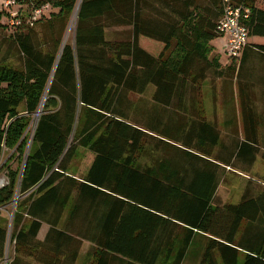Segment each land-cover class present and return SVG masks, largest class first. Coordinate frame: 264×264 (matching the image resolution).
<instances>
[{
	"label": "trees",
	"instance_id": "trees-1",
	"mask_svg": "<svg viewBox=\"0 0 264 264\" xmlns=\"http://www.w3.org/2000/svg\"><path fill=\"white\" fill-rule=\"evenodd\" d=\"M14 1L51 12L34 22L38 30L23 21L10 35L23 68L0 64V156L12 153L0 207L16 188L21 197L9 264H79L84 242L83 264H182L193 245L199 264H264V186L249 180L237 203L217 197L221 165L247 172L254 162L264 118L241 84L238 147L233 138L221 145L204 118L203 82L225 78L211 45L221 37L222 1ZM256 2L228 0L247 10L244 49L264 67V42L255 41L264 38V9ZM77 7L73 43L62 44ZM127 26L126 39H105V29ZM149 86L146 105L129 99ZM43 97L28 145L24 131ZM79 149L92 160L75 178L68 171ZM13 159L21 168L9 169ZM42 223L49 229L38 241ZM6 237L0 222V263Z\"/></svg>",
	"mask_w": 264,
	"mask_h": 264
},
{
	"label": "rangeland",
	"instance_id": "rangeland-1",
	"mask_svg": "<svg viewBox=\"0 0 264 264\" xmlns=\"http://www.w3.org/2000/svg\"><path fill=\"white\" fill-rule=\"evenodd\" d=\"M4 1L5 0H0V10L2 11L4 10V7L2 6ZM30 9L31 8L29 7V5H27L26 2H23V5H21V10L19 11V18L26 20L28 18ZM50 12L51 10L47 8V10L44 11V13L47 14L46 17L42 16V18L47 19L50 15ZM72 18L73 16L71 15L69 22H72ZM0 22L1 25L3 26L0 28V64H5L8 67H12L17 70H20L23 68L22 60L20 59L14 47H12V45L9 42L10 35L14 31L15 26L10 25V16L8 18L3 17ZM69 22L64 31L62 44L67 43L72 45L73 31L67 33L70 26ZM25 23L27 24V20ZM32 27L38 30V24H35ZM128 36H129V31L125 27L105 29V39L108 41L122 40V39H126ZM211 45L214 47V49H216V52L218 53L220 59L224 61L226 59V55H225L226 39L224 38V36L214 39L211 42ZM156 52H158V50H156ZM229 87L230 85L225 84L223 80H221V78L214 77L213 75H209L207 79L203 82V86L201 90L202 92L201 98H203V106L205 111L204 118L206 121L213 124L216 128L221 126V96L224 95V92L230 90ZM231 89L233 90V86H231ZM152 90L153 88L149 86L144 96L131 95L129 96V99L133 103L137 104V106H141L140 103H143V101L144 103L148 102ZM38 109L39 108H37L35 113L29 117V122L24 131V136H26L25 138L27 139V144L30 143L32 139L30 137L34 124V118H35L34 115L39 111ZM18 111L20 112V115L25 114L23 112V105H21L18 108ZM11 154H12L11 152L5 150L0 156V181H3L2 186H4L7 182V169L4 167V164L7 163L8 158ZM91 160H92V155L90 153L85 152L82 149H79V151L76 154V157L70 163L68 172L74 175L75 178L82 177L84 172L87 170ZM21 164L22 163H18V160L13 159L10 162H8L7 166L9 167L10 170H15V168L16 169L21 168ZM259 164L255 168L256 173H252L253 176H250L252 179H254L253 182L257 186H261V183H263L264 181V163L259 161ZM240 181L241 179H239V176L236 175L235 173L227 174L223 178L222 183H220V185L218 186L217 189L218 200L222 203L225 201L235 202L237 190H239L242 186ZM16 189L14 190L15 195L18 194ZM221 196L223 197L222 200H221ZM23 198L24 197H22V199ZM11 202L10 205H6L3 208L0 207V222H3L6 227L8 226L5 252H6V257L9 258V261L14 256L13 254L14 244L10 242L12 228L9 227L8 225L9 220L11 219V214L13 211H15L14 210L15 206H13ZM85 244H86L85 242L82 243L80 264H83V261H85V253L88 251L90 247V244L87 245ZM199 249L200 248L197 247L196 245L191 246L190 252L186 256L182 264H199V259L196 258V256L199 253ZM240 261H242V257L240 258ZM0 264H4V261L2 260Z\"/></svg>",
	"mask_w": 264,
	"mask_h": 264
},
{
	"label": "crops",
	"instance_id": "crops-1",
	"mask_svg": "<svg viewBox=\"0 0 264 264\" xmlns=\"http://www.w3.org/2000/svg\"><path fill=\"white\" fill-rule=\"evenodd\" d=\"M260 4V5H258ZM256 6L258 8L264 9V0H257ZM16 9V8H13ZM21 10V9H20ZM46 17V16H45ZM113 28H122V27H113ZM128 29L129 33L131 30V27H125ZM142 41H144V38H140ZM255 41L264 42V38L255 39ZM155 46H159L154 44ZM214 48V47H213ZM154 52L156 50L159 51V48L154 47ZM252 50L245 48L243 50V59H233L229 58L226 54V59L222 61L220 57L218 56V53L216 52V49H214L213 54H215L218 57V63H219V70L222 71L225 75V78H221L225 82V84H228L230 86H233V90H228L224 92V95L221 96V126L217 127V129L220 131L221 134V145L226 142H228L231 138L234 141V144L236 147H238V143H236L237 140L240 142H243L245 137L243 135V123H242V113H241V107H240V98L238 96V84H241L242 90L247 89L244 92H249L251 95L252 105L255 108V115L257 117H263L264 118V77H259V75L264 76V67H260V61L256 58V53ZM260 63V64H259ZM222 73V74H223ZM232 76V79L229 77ZM230 83V84H229ZM259 145L257 146L258 152L255 155V160L250 165L247 172L241 170V169H231L228 166L221 165L222 168H224L223 174L221 176V183L223 181V178L229 174V173H235L239 176V179H241V188L237 190L235 202H229V203H237L244 191V186L246 183L252 179L250 176H253L252 173L255 172V168L259 164V161L264 163V160L261 158V154L264 150V145L262 144L261 140L263 137L262 129L259 128ZM261 139V140H260ZM231 140V141H232ZM229 144V143H228ZM228 146L227 144H225ZM236 152V150H235ZM244 164V163H243ZM260 165V164H259ZM243 168V167H242ZM254 179L250 180L253 182ZM244 185V186H243ZM262 186H264V181L261 183ZM221 196V200H222ZM227 201L223 202L226 203ZM222 203V202H221ZM228 203V202H227ZM49 229V226L42 223L38 234L36 236V239L38 241H43L45 238V235ZM87 244V242H85ZM81 261H79L80 264Z\"/></svg>",
	"mask_w": 264,
	"mask_h": 264
},
{
	"label": "built area",
	"instance_id": "built-area-1",
	"mask_svg": "<svg viewBox=\"0 0 264 264\" xmlns=\"http://www.w3.org/2000/svg\"><path fill=\"white\" fill-rule=\"evenodd\" d=\"M221 1L224 4V7H223V13L217 23V31L221 36H224V38L226 39V51H225L226 55L230 58H236L240 56L247 42V29L242 23L243 19L247 17V10L242 11L239 8H232L228 4V0H221ZM2 6L4 7V10L7 12L8 17L10 16L11 26H18L23 21L25 23L27 20V25L31 27L33 26L35 21H37L39 18L43 16L44 11L47 10L46 6H43L41 8L30 9L28 18L26 20H23L22 18H19V11L21 9V6L16 5L14 0H5ZM13 8H16V9H13ZM77 10H78V7L75 9V11L72 14L73 16L72 22H69L70 26H69L67 33L73 31V34H74ZM44 101H45V97L42 98L41 104L38 107L39 111L34 115L35 117L34 124H33V129H32L30 138H32L33 136V132H34L36 123L39 119V116L41 114ZM29 144L30 143H28V145ZM2 182L3 181H0V188L3 187ZM18 197L21 198L20 195L14 194L13 199H12L13 201L11 202V204L15 206L14 210H16V204L19 199ZM14 213L15 211L12 212L11 219L9 220V224H8L9 227L11 228H12V221H13ZM6 240H7V237H6ZM10 242L14 244V242L12 241V238H10ZM5 250H6V242H5L4 254H3L2 260L4 261V264H9L10 261H9V258L6 257Z\"/></svg>",
	"mask_w": 264,
	"mask_h": 264
}]
</instances>
